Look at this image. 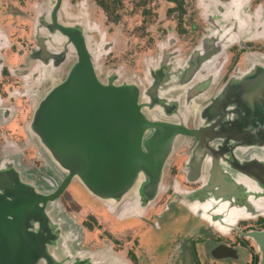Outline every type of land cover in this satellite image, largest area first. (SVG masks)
<instances>
[{"label":"flooded vegetation","instance_id":"obj_1","mask_svg":"<svg viewBox=\"0 0 264 264\" xmlns=\"http://www.w3.org/2000/svg\"><path fill=\"white\" fill-rule=\"evenodd\" d=\"M90 1L72 7L70 0H60L56 16L93 44L99 79L136 85L137 102L149 123L143 143L169 125L188 131L173 135L151 196L141 188L147 181L141 172L113 206L72 178L48 205L51 261L38 252L34 264H228L236 262L234 254H242L244 264H259L261 252L252 236L264 232V96L254 99L252 88L264 79L254 74L256 65L264 68V0H164L166 13L178 11L175 25L142 35L155 50L141 59L143 70L131 74L122 64L102 69L97 59L115 42L125 41L120 33L133 2ZM53 3L34 2L19 42L0 28V168L16 171L42 193L56 189L64 173L38 145L29 120L36 102L65 77L76 58L63 40L46 32L42 17L35 19L41 8L49 15ZM92 6L102 10V29ZM221 43L226 48L214 59L189 68L197 47L210 54ZM229 82V115L209 126L201 111ZM19 107L26 110L25 118L17 113ZM74 197L85 200L90 210L80 214L79 202L72 205ZM223 250L231 256L224 258Z\"/></svg>","mask_w":264,"mask_h":264},{"label":"water","instance_id":"obj_2","mask_svg":"<svg viewBox=\"0 0 264 264\" xmlns=\"http://www.w3.org/2000/svg\"><path fill=\"white\" fill-rule=\"evenodd\" d=\"M59 4L60 0H54L49 15L41 8L35 19L42 17L46 32L54 33L58 42L63 40L64 46L75 51L76 58L65 77L36 102L28 125L42 151L64 176L56 189L42 193L16 171L0 168V264H34L38 252L46 253L47 261L50 260L46 242L54 234L48 232V205L72 178L92 196L113 206L145 173L147 181L141 188L151 196L160 178L162 161L172 147L173 135L188 131L179 124L169 125L166 129L158 128L157 138L143 143L149 123L137 102L136 85L126 80L117 82V78L99 79L93 66V44L74 24L57 18ZM222 44L210 49V54L197 47L189 59L193 60L189 68L214 59L226 48ZM256 68L258 73L254 74L264 77V68ZM231 86L227 83L202 109V119L209 126H214L220 116L229 115ZM253 87V98L262 100L264 79ZM7 194L12 200L4 197ZM27 226L34 230H27ZM252 239L264 264V232L254 234Z\"/></svg>","mask_w":264,"mask_h":264},{"label":"rangeland","instance_id":"obj_3","mask_svg":"<svg viewBox=\"0 0 264 264\" xmlns=\"http://www.w3.org/2000/svg\"><path fill=\"white\" fill-rule=\"evenodd\" d=\"M130 1L133 2L132 4L128 5V7L131 8V11H126L128 13L124 14L127 17L126 26L120 33L121 37L125 39V41L122 43L115 42L112 45L111 50H108L106 52L102 51L100 53L99 58L97 59V64L102 69H105L106 67L110 69L114 66H119V64H122L124 65V67L132 70L128 71V73L130 74L140 72L141 70L139 71L137 68L142 67L143 70V66H141V59L145 54H149L150 52L155 50L153 42L150 43L144 41L145 38L143 39L142 35L146 34L147 36H149V34H154L155 28H157V33H159L163 29V26L165 28L166 26H168V24L175 25V14L178 11L175 10L172 12V14L171 12L166 13L165 11L167 10V8L164 0H146L147 2L145 3L144 0ZM34 2H36V0H0V28L4 29L9 35L8 37L15 40L16 42H19L22 39V36H24L22 34H25L27 32V25H29L30 23L27 24V21L24 20V17H26L25 15L27 14L33 16V12L35 11L33 10ZM70 2L72 4V7H74V5L78 2L80 4V0H70ZM85 2L91 3L90 0H85ZM148 5L149 9H145ZM93 6L91 7L92 16L94 18V21H96L100 25L101 28H99L102 29V10L101 8L98 9L95 8L96 6ZM151 6L152 8L150 9ZM164 12L165 16H162ZM169 14L172 17H169ZM161 17L164 18L161 20ZM93 18H91V20H93ZM145 28L148 31H143ZM175 29H178V27H175L174 30ZM18 111L21 112L20 116L25 118L26 110L23 107H19L17 113H19ZM74 198L76 200H72V202L74 203L72 205L75 208V204L79 202L80 205L78 211L80 212V214H84L90 210L91 206L87 202H85V200H80L76 197ZM167 230H169V228H167ZM223 256L224 258H229L231 255L224 254ZM233 257L237 259V264H244L242 262V254H234ZM247 258L248 257L245 256V259ZM258 263L261 264V262Z\"/></svg>","mask_w":264,"mask_h":264},{"label":"crops","instance_id":"obj_4","mask_svg":"<svg viewBox=\"0 0 264 264\" xmlns=\"http://www.w3.org/2000/svg\"><path fill=\"white\" fill-rule=\"evenodd\" d=\"M207 261L210 262L209 260ZM228 264H237V262H228Z\"/></svg>","mask_w":264,"mask_h":264}]
</instances>
